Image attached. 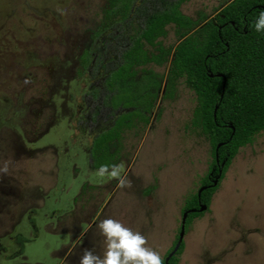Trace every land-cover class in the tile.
<instances>
[{
    "label": "rangeland",
    "instance_id": "rangeland-1",
    "mask_svg": "<svg viewBox=\"0 0 264 264\" xmlns=\"http://www.w3.org/2000/svg\"><path fill=\"white\" fill-rule=\"evenodd\" d=\"M227 1L186 0L180 10L202 15L203 24ZM108 3L0 0V264H79L85 249L102 256L97 225L107 218L146 236L163 257L179 236L184 205L203 186L212 145L191 124L194 92L179 81L164 97L171 55L138 69L153 71L160 85L147 122L122 134L115 165L123 162L131 186L101 182L92 168V138L117 116L103 85L102 66L118 57L109 44L119 40L122 49L142 19L131 13L93 37ZM178 40L173 24L159 38L171 49ZM86 48L96 59L81 70ZM182 242L178 264H264V130L240 147Z\"/></svg>",
    "mask_w": 264,
    "mask_h": 264
},
{
    "label": "trees",
    "instance_id": "trees-1",
    "mask_svg": "<svg viewBox=\"0 0 264 264\" xmlns=\"http://www.w3.org/2000/svg\"><path fill=\"white\" fill-rule=\"evenodd\" d=\"M135 1L109 0L93 37L125 22ZM184 1L141 0L136 5L133 14L142 17L140 32L124 43L119 64L110 69L103 83L106 104L128 110L96 134L90 146L93 169L106 165L110 170L118 162L123 132L131 129L135 121L147 122L160 85L153 71L142 68L138 75V69L151 62L161 65L171 55L164 97L174 92L179 81L194 92L196 105L191 124L207 135L213 155L209 171L202 177V185L207 187L200 197L196 193L188 198L181 214L189 208H198L199 203L209 205L211 195L240 147L251 143L264 130V31L255 29L260 13L264 12V0L227 1L203 24L202 15L193 19L181 12ZM169 24H173L179 39L172 49L159 42ZM147 46L155 47L156 51L148 53ZM90 52L86 48L80 56L81 70L91 62ZM211 173L217 178L214 185ZM200 212H189L185 225ZM177 239L178 234L162 257L163 264ZM183 248L182 242L168 264H178Z\"/></svg>",
    "mask_w": 264,
    "mask_h": 264
},
{
    "label": "clouds",
    "instance_id": "clouds-1",
    "mask_svg": "<svg viewBox=\"0 0 264 264\" xmlns=\"http://www.w3.org/2000/svg\"><path fill=\"white\" fill-rule=\"evenodd\" d=\"M255 29L257 32L264 31V12L260 13ZM4 170L6 171V168ZM122 172H125L123 162L113 165L111 170L108 166L102 165L96 175L101 182L117 179L120 187H130L131 182L121 176ZM97 227L104 237L105 251L101 256L85 249L79 264H163L159 252L146 246L147 237L140 232H134L112 218L101 220Z\"/></svg>",
    "mask_w": 264,
    "mask_h": 264
},
{
    "label": "flooded vegetation",
    "instance_id": "flooded-vegetation-1",
    "mask_svg": "<svg viewBox=\"0 0 264 264\" xmlns=\"http://www.w3.org/2000/svg\"><path fill=\"white\" fill-rule=\"evenodd\" d=\"M141 1V0H140ZM136 5L137 4H134L133 5V7H132V9H131V13H134V11H135V9H136ZM132 15V14H131ZM131 15H129V17H131ZM127 20V19H126ZM125 20V21H126ZM113 29H115V28H109V29H107V30H105V31H103V32H101L100 33V35H103V34H105V33H107L108 31H111V30H113ZM117 33V32H116ZM109 47L110 48H115L116 47V49H115V51H117V55H118V57L117 58H114V59H112L111 60V62H109L110 64H104L103 66H102V68H103V71L106 73V75L108 74V72L110 71V69L111 68H115L118 64H119V59H120V53H121V49H120V43H119V40H116V41H114V42H110V44H109ZM110 48H108L107 49V51H106V53H103V51H102V55H103V58H104V60H107L108 59V57H107V55L109 56V50H110ZM101 49H103V47H101ZM83 53V52H82ZM82 53H81V55H82ZM91 54V53H90ZM80 55V56H81ZM80 56H79V58H80ZM95 59H96V57H94L92 60H91V62H90V66L95 62ZM105 75V76H106ZM105 76L103 77V82H104V80H105ZM164 85H165V83H164ZM92 96H93V94H92ZM107 107H108V109L109 110H112V111H114V113L115 114H117V116L114 118V120L112 121V124L114 123V121H115V119L119 116V114L120 113H122L123 111H125V110H128L127 108H122L121 106H116V107H114V106H110V105H107ZM220 171V170H219ZM221 172V171H220ZM216 177H212V173H211V181H213L214 179H215Z\"/></svg>",
    "mask_w": 264,
    "mask_h": 264
},
{
    "label": "water",
    "instance_id": "water-1",
    "mask_svg": "<svg viewBox=\"0 0 264 264\" xmlns=\"http://www.w3.org/2000/svg\"><path fill=\"white\" fill-rule=\"evenodd\" d=\"M212 75V74H211ZM219 76H222V74H217ZM224 86V85H223ZM223 90V89H222ZM219 147V144L216 146V151ZM216 161H218V155L216 154ZM220 172V171H219ZM217 183V178H215L212 182V185L216 184ZM207 187V185H203L199 190H198V197H200V193L202 190H204L205 188ZM207 205L206 204H202V203H199V207L198 208H190L188 210H186L183 215H182V218H181V227H180V232H179V236H178V239L176 241V243L174 244L172 250L168 253V255L165 257V264H168V261L170 259V257L172 255H174V253L177 252L178 248L180 247V244L182 243L183 241V236H184V232H185V222H186V217H187V214L189 212H194L196 210L198 211H203L204 209H206Z\"/></svg>",
    "mask_w": 264,
    "mask_h": 264
}]
</instances>
